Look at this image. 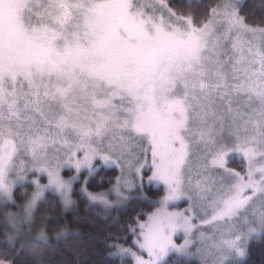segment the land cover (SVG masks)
<instances>
[{
    "label": "snow or ice",
    "instance_id": "snow-or-ice-1",
    "mask_svg": "<svg viewBox=\"0 0 264 264\" xmlns=\"http://www.w3.org/2000/svg\"><path fill=\"white\" fill-rule=\"evenodd\" d=\"M243 9V0H0V211L13 233L3 243L15 248L32 230L45 192L68 210L82 170L115 168L107 192L85 180L87 208L106 215L146 184L165 194L128 229L148 258L118 243L109 258L240 264L264 236V11ZM25 185L35 191L18 205ZM178 200L190 207L167 212ZM49 239L41 229L39 242Z\"/></svg>",
    "mask_w": 264,
    "mask_h": 264
},
{
    "label": "trees",
    "instance_id": "trees-1",
    "mask_svg": "<svg viewBox=\"0 0 264 264\" xmlns=\"http://www.w3.org/2000/svg\"><path fill=\"white\" fill-rule=\"evenodd\" d=\"M213 2L214 0H203L205 4ZM243 3V13L255 12L257 19L261 11H264L261 7L262 0H243ZM86 175L84 172L79 182L73 184L72 199L75 206L72 208L65 210L59 199L51 196L52 193L45 196V202L38 206L32 230L25 231L16 242L15 248L3 243L13 233L11 228H6L4 212L0 211V257H15L17 264H40L41 261L43 264H121L118 259L109 258L108 253L114 249L107 245L130 244L134 235L129 233V227L137 228V221L144 219L157 206L156 201H159L163 189L161 186H147L146 193L132 194L131 199L105 215L86 207L88 202L79 193L80 184L87 180L89 191H108L119 175V170L101 169L94 177ZM14 198L18 205L25 203L18 190L15 191ZM6 211L18 212L19 209L9 204ZM52 217L55 219H50ZM41 229L50 238L46 243L38 240ZM61 230H68L72 234L67 239L58 240L55 237ZM123 264L133 262L127 259ZM186 264L200 263L191 258L186 259ZM240 264H264V236L251 240L247 256Z\"/></svg>",
    "mask_w": 264,
    "mask_h": 264
},
{
    "label": "rangeland",
    "instance_id": "rangeland-1",
    "mask_svg": "<svg viewBox=\"0 0 264 264\" xmlns=\"http://www.w3.org/2000/svg\"><path fill=\"white\" fill-rule=\"evenodd\" d=\"M94 163H99L98 161H96V162H94ZM230 167H233V168H236V170H240V168H239V166H238V164H236V163H233V164H231L230 165ZM86 173L87 175H88V172L86 171V170H82L81 171V173H80V176H82L83 175V173ZM73 175H75V172H74V170H68V169H65L63 172H62V176L65 178V179H69L71 176H73ZM86 175V176H87ZM119 175H120V172H119ZM118 175V176H119ZM146 175H150V173H147ZM29 179H31V180H39V182H40V184L41 185H45V184H47V177L46 176H40V175H36V176H29ZM100 181H101V178H100ZM115 183V181L113 182V184ZM112 184V185H113ZM85 186V184L84 183H81L80 184V188L81 187H84ZM112 187V186H111ZM110 187V188H111ZM146 187H147V184H146V186L142 189V192L143 193H146ZM161 188L163 189V186L161 185ZM16 190H18V194L19 195H21V196H23L24 197V201L26 202V200L31 196V193L33 192V191H35V186L34 185H25L24 187H18L17 189H15L14 190V195H15V191ZM27 193V196H24V195H22L23 193ZM92 192H101V191H92ZM104 192H107V191H104ZM137 192H140V190H134V192L132 193V194H134V193H137ZM49 193H51V192H45V196L47 195V194H49ZM164 194H165V192H164V189H163V194L160 196V199L164 196ZM126 195H127V193H126ZM51 196H55V197H57L56 195H54L53 193H52V195ZM50 196V197H51ZM58 198V197H57ZM109 199L110 200H113V201H115L116 200V197H115V195L114 194H110L109 195ZM159 199V200H160ZM125 202V201H124ZM124 202H122V205L124 204ZM121 205V206H122ZM190 207V202L189 201H187V200H178V201H175V202H172V203H170L168 206H167V212H169V213H180V212H184V210L185 209H188ZM161 208V205L158 203L157 204V206L152 210V211H150L147 215H146V217L144 218V219H142V220H140L139 221V223H146L147 222V220H148V216L149 215H151V214H153V213H155L158 209H160ZM193 211H196L195 209H193ZM186 215L187 214H190V213H185ZM193 223L194 224H199L200 223V220H198V219H194L193 220ZM136 227H137V229H138V224L136 225ZM206 232L208 231V229L207 228H205L204 229ZM178 236L179 237H182V234H178ZM254 237H257V236H254ZM253 237V238H254ZM252 238V239H253ZM134 239H136V236L134 235V238H133V240ZM173 239L175 240V242L177 243V244H180V243H182L183 242V240H182V238H177V237H173ZM251 239V240H252ZM133 240H132V242L130 243V244H122L123 246H125V247H133ZM251 240H250V242H251ZM249 242V243H250ZM133 251H135V252H137V254L138 255H142L145 259H147L148 257H147V254L146 253H144V252H141L139 249H137V248H135V247H133ZM192 251H193V253H195L196 252V249L195 248H193L192 249ZM195 259V260H197L199 263H200V256L199 255H193V256H191V257H187L186 259ZM177 261V257L175 256V255H172V256H169L168 257V264H173V263H175ZM132 262H133V264H134V261L132 260Z\"/></svg>",
    "mask_w": 264,
    "mask_h": 264
}]
</instances>
